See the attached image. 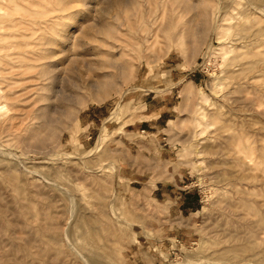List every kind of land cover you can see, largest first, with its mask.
Instances as JSON below:
<instances>
[{
	"label": "rangeland",
	"instance_id": "374dc122",
	"mask_svg": "<svg viewBox=\"0 0 264 264\" xmlns=\"http://www.w3.org/2000/svg\"><path fill=\"white\" fill-rule=\"evenodd\" d=\"M238 262L264 264V0H0V264Z\"/></svg>",
	"mask_w": 264,
	"mask_h": 264
},
{
	"label": "bare ground",
	"instance_id": "6f19581e",
	"mask_svg": "<svg viewBox=\"0 0 264 264\" xmlns=\"http://www.w3.org/2000/svg\"><path fill=\"white\" fill-rule=\"evenodd\" d=\"M50 8V7H49ZM60 11V10H59ZM155 32L153 33V35H150V36H147L146 38H142V42H144V43H146V44H150L152 41H153V39H155L158 35H157V33H158V30H154ZM192 88L190 87V85H185V87L181 90V92H180V96H181V98L183 99V100H186V99H188L189 97H190V95H191V90ZM2 93H3V97H5V99H6V97H7V90L6 91H1ZM8 98V97H7ZM206 124H207V122H206ZM198 124H196V126H197ZM214 125V124H213ZM209 126V125H208ZM201 128V127H200ZM198 129H199V126H198ZM204 129L206 130V128H205V126H204ZM203 129V130H204ZM204 130V131H205ZM22 132V131H21ZM193 133V132H192ZM191 135H193V134H191ZM232 146V145H231ZM233 147V146H232ZM244 149L246 150L247 148L246 147H243V146H235L234 147V149H233V152H234V155L236 156H234L233 155V157L234 158H236V160H241V158H243L244 156H243V153H244ZM225 150V149H224ZM227 153H228V151H226ZM226 152H224L223 151V153H226ZM250 152V151H249ZM226 153V154H227ZM233 154V153H232ZM232 154H228V155H232ZM249 154V153H248ZM247 154V155H248ZM225 155V154H224ZM246 155V154H245ZM249 156V155H248ZM228 158H230V157H228ZM231 159H232V157H231ZM243 160V159H242ZM244 161V160H243ZM241 163V162H240ZM74 208V207H73ZM40 224V223H39ZM47 226V225H46ZM38 227V226H37ZM48 227V226H47ZM51 227V226H50ZM43 228V227H42ZM42 232V231H41ZM52 232V231H51ZM234 236V235H233ZM232 235H230V238L232 239V240H236L237 238H235L234 239V237H233ZM51 238V237H50ZM230 238H228L227 237V239H228V241L229 240H231ZM49 239V238H48ZM239 239V238H238ZM237 239V240H238ZM50 240V239H49ZM62 241V240H61ZM238 245V244H237ZM236 245V246H237ZM234 246V245H233ZM236 246H234L233 247V249L232 250H236V251H239L240 252V247H236ZM238 246H240V245H238ZM224 248V247H223ZM58 249V248H57ZM228 249H231V248H227V251H228ZM217 250H215L214 252H216ZM223 251V250H222ZM227 251L225 250V252L227 253ZM256 251V250H255ZM220 252V251H219ZM252 252L253 251H251L250 249L247 251V253L245 254V253H243V254H238V255H235L236 257H243V256H247V257H250L251 255H252ZM217 253V252H216ZM224 252H222V254H220V255H225L226 256V253L225 254H223ZM248 254V255H247ZM253 254H256V252L255 253H253ZM258 254V253H257ZM253 256V255H252ZM251 256V257H252ZM251 257L249 258V259H251ZM256 256H254V258H255ZM231 258V257H230ZM232 259H234V256H233V258ZM240 260H241V258H239ZM247 258H245V260H246ZM228 260V259H227ZM231 260V259H230ZM235 260V259H234ZM242 260H244V258L242 259ZM248 260V259H247ZM252 260H253V262L255 261V259H251V261H249L248 263H250V262H252ZM233 261V260H232ZM232 261H230V262H232ZM238 261V260H237ZM236 261V262H237ZM89 262V261H88ZM235 262V261H234ZM244 262H246V261H244ZM243 262V263H244ZM228 263V262H227ZM243 263H241V264H243ZM247 263V262H246ZM246 263H244V264H246ZM233 264H235V263H233ZM238 264H239V262H238ZM252 264V263H251Z\"/></svg>",
	"mask_w": 264,
	"mask_h": 264
},
{
	"label": "crops",
	"instance_id": "0c3cea01",
	"mask_svg": "<svg viewBox=\"0 0 264 264\" xmlns=\"http://www.w3.org/2000/svg\"><path fill=\"white\" fill-rule=\"evenodd\" d=\"M158 189L156 188L155 189V191H157ZM186 194V193H185ZM185 204H184V206H183V210H194L195 209V207H196V205H197V203H196V200H195V196H187V194H186V196H185ZM180 212H182V211H180Z\"/></svg>",
	"mask_w": 264,
	"mask_h": 264
}]
</instances>
